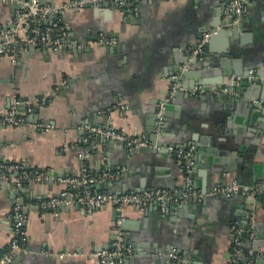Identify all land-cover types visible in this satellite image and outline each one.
I'll return each instance as SVG.
<instances>
[{"label": "crops", "instance_id": "1", "mask_svg": "<svg viewBox=\"0 0 264 264\" xmlns=\"http://www.w3.org/2000/svg\"><path fill=\"white\" fill-rule=\"evenodd\" d=\"M22 1L0 3V27L11 22L13 8ZM70 1L38 0L52 7ZM229 1L139 0L136 12L112 0L68 7L43 21L41 29L57 24L69 46L98 37L115 44H92L87 51H29L14 64L0 57V116L8 111L12 93L20 102V122L0 127V163L42 171L52 179L19 186L14 177L0 179V254L11 235V208L17 205L25 217L28 253L16 254L12 264H97L95 254L119 234L133 253L121 264H171L158 256L171 251L186 264H230L234 230L241 231L236 264L248 260L249 249L251 264H264V198L207 195L232 183L262 182L253 181L250 173L252 166L258 173L264 168V94L253 89L256 85L242 88L233 76L217 73L219 52L227 51L239 72L264 74V0H243L241 17L231 24L234 36L208 40L201 60L189 59L200 34L217 31L216 25L229 18L224 14ZM189 65H194L191 76L182 87L200 85L205 93L177 94L158 124L156 105L167 97L172 77L181 78L179 72ZM220 88L230 93H211ZM29 97L46 101L25 113L22 102ZM86 127L112 129L146 145L129 148L104 141L86 133ZM166 148L190 153L188 174L186 158L178 163ZM81 166L93 177L117 175L88 186L90 193H106L111 186L123 193L168 190L179 195L189 189L197 197L169 202L164 212L154 204L121 211L106 205L88 214L73 201L41 209L63 191L76 192L56 179L77 178ZM249 219L252 240L246 235ZM42 251L65 256L45 258Z\"/></svg>", "mask_w": 264, "mask_h": 264}, {"label": "built area", "instance_id": "2", "mask_svg": "<svg viewBox=\"0 0 264 264\" xmlns=\"http://www.w3.org/2000/svg\"><path fill=\"white\" fill-rule=\"evenodd\" d=\"M108 0H72L68 5L61 7H52L49 5H42L38 0H23L18 10L14 11L11 22L5 26L0 27V57L6 56L11 64H14L15 59L29 51L36 52H47V51H58L61 48L69 47L70 49H82L89 47L92 44L96 46H113L115 44L113 39H104L98 37L95 42L81 41L73 45L64 43L65 34L61 27L57 24H52L49 28L41 29V23L46 19H53L60 10L65 8H80L83 5H91L93 7ZM116 1L118 6H128L136 12L135 5L139 0H112ZM2 2H10V0H0ZM242 2L243 0H230L225 4L224 14L231 18V24H235L242 15ZM215 30H208L202 32L198 38L196 45L189 50L190 60H201L203 54V46L207 43L208 39L215 35ZM178 77H172V81L177 80ZM249 81L264 82V78L255 76L252 72H248L246 78ZM235 82L239 81V77L234 78ZM10 91V89L8 88ZM190 94L201 96L205 93L201 86L194 87L192 89L179 87L177 83H173L169 87L167 97L160 101L156 105V118L157 123L160 124L163 112L165 111L166 103L173 101L177 93ZM213 94L230 93V89L220 88L211 91ZM13 94V93H12ZM11 94L10 104L8 111L0 116V127L4 126H16L20 119L18 118V105L20 102L14 95ZM46 98L44 97H29L22 102L24 105L25 113H30L35 107L42 106L45 104ZM123 110V108L121 109ZM86 133L94 135L104 141H117L123 143L129 148H140L144 147L146 143L141 139L129 138L121 132H117L112 129H100V128H85ZM168 152H172L175 155L176 161L181 163V158H186L184 162V172L189 173L191 166L190 153H182L181 151H174L171 148H166ZM117 175L104 174L97 177H93L87 172V170L81 166L79 169L78 177L75 179H56L57 182L63 183L76 190L75 193L63 191L58 197H51L44 201L40 207L41 209H58L65 205H70L75 202L84 212L92 213L103 208L106 205L113 207L116 211H121L126 207H134L138 209L146 208L149 205H157L160 212L166 211V204L176 203L181 204L183 201H187L191 197H197L196 194L192 193L189 189L180 193L169 192L168 190H148L138 193H90L86 190L88 186L96 183H104L116 177ZM3 177H9L15 179V185L19 186L23 183L32 182H49L52 179L44 172L30 171L25 169L19 164H3L0 163V179ZM208 196L220 197V196H231L240 195L244 199H255L264 198V182H255L250 185L232 183L227 186L213 189L210 191ZM199 197V196H198ZM10 218L13 221L11 235L9 238L6 249L0 254V264H12L16 254L28 253L25 248V233H24V222L25 217L22 211L17 205H13L11 208ZM121 220L117 221L119 225ZM252 221H248V230L246 235L248 239L252 240L251 233ZM240 230H234L233 234V250L232 259L230 264H236L234 256L240 251L239 235ZM41 256L45 258H53L61 260L65 255L50 253L48 251H42ZM131 247L122 240V237L116 235L113 239L110 247L105 250H100L95 254L97 264H121L132 256ZM248 260L243 264H251V258L253 252L251 249L247 251ZM170 260L171 264H186V262L176 255L173 251L167 254H158Z\"/></svg>", "mask_w": 264, "mask_h": 264}, {"label": "water", "instance_id": "3", "mask_svg": "<svg viewBox=\"0 0 264 264\" xmlns=\"http://www.w3.org/2000/svg\"><path fill=\"white\" fill-rule=\"evenodd\" d=\"M14 10H18L17 7L13 8ZM231 18H228L226 21H222L220 22V24L216 25V27H220L219 29H217V31L215 32V35H213L212 37H210L208 40H209V43L211 44L212 42L218 40V39H221L223 37L225 38H231L234 36V33H232L235 29L234 26L231 25ZM225 26H230L228 29H225ZM203 49L206 48V44L202 47ZM88 50V47L84 48L83 51H87ZM75 52H80L79 51H76ZM73 51V53H75ZM222 56H220L218 59H217V62H218V75L221 76V77H229V76H233V78H236V77H239L240 80L238 82V85H240V87L244 88V87H248V86H251V85H256L257 88H253L254 90L258 91L259 92L261 91V94L263 93L264 94V88L262 85H264V83L260 84L258 81H249L247 80V76H248V72L247 71H242L240 70L239 72V69L238 68H234V64L233 63V59H231L230 55L227 53L223 54L222 52H219ZM194 63L196 60H192ZM194 66V65H193ZM192 65H189V67H187V71H182V72H179V75L181 76V78L173 81L175 83H177V85L179 87H182L181 83H182V80L183 79H188L190 76H191V70L193 68ZM194 78L195 76H197V74H194L193 75ZM257 77H262L264 78V74H260V75H257ZM198 78H200V74H198ZM200 86V85H199ZM195 86L189 88L188 89H192L194 88ZM178 96L180 94V92L177 93ZM176 97V96H175ZM186 97V96H185ZM169 103H166L165 105V111L163 112V116H166V111L169 110ZM247 167V164H245V168ZM264 168L262 169V172L261 173H258L256 172L254 166L251 167V179L253 181H262L264 182ZM226 172V171H225ZM99 185H96L94 188H98ZM100 187V186H99ZM105 187L107 188L108 186L105 185ZM110 188V189H108ZM107 188L108 193H114V194H120V193H123V191L121 192H118L116 190H111V186H109ZM106 191V190H105Z\"/></svg>", "mask_w": 264, "mask_h": 264}, {"label": "trees", "instance_id": "4", "mask_svg": "<svg viewBox=\"0 0 264 264\" xmlns=\"http://www.w3.org/2000/svg\"><path fill=\"white\" fill-rule=\"evenodd\" d=\"M173 157H174V155H173ZM183 158H184V157L181 158V162H182V159H183ZM174 159H175V157H174Z\"/></svg>", "mask_w": 264, "mask_h": 264}]
</instances>
